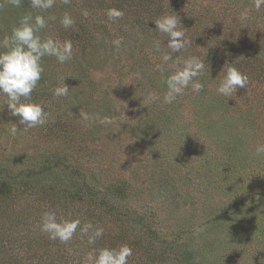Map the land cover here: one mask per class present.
<instances>
[{"label": "rangeland", "instance_id": "1", "mask_svg": "<svg viewBox=\"0 0 264 264\" xmlns=\"http://www.w3.org/2000/svg\"><path fill=\"white\" fill-rule=\"evenodd\" d=\"M109 8L123 18L109 20ZM38 11L31 0H0V40ZM65 12L75 21L68 29L59 22ZM41 14L56 18L42 38L70 40L73 55L42 60L32 100L49 114L43 126L25 130L0 96V264H84L89 252L121 244L132 249L128 264H264V154L255 155L264 143V5L57 0ZM166 14H177L193 40L174 58L204 59V88L149 103L165 90L155 65L168 38L154 21ZM229 63L248 84L226 98L216 88ZM63 78L69 92L54 97ZM45 211L104 234L94 245L79 231L67 244L49 240Z\"/></svg>", "mask_w": 264, "mask_h": 264}, {"label": "clouds", "instance_id": "2", "mask_svg": "<svg viewBox=\"0 0 264 264\" xmlns=\"http://www.w3.org/2000/svg\"><path fill=\"white\" fill-rule=\"evenodd\" d=\"M57 0H31V7L39 10L37 14L24 13L11 30L0 40V96L5 97L4 105H7L9 113L19 118V123L25 130L37 126H43L48 122L49 114L43 107L32 100V93L41 81L44 68V57H55L57 62L63 64L71 59L72 42L65 40L62 43L52 37H43L41 31L47 27V20H55L54 16L47 19L41 13L52 9ZM69 4L70 0H62ZM13 7H20L21 0H7ZM264 5V0H254L257 10ZM82 15L87 16L86 11ZM109 20L116 22L123 18L124 12L116 8H109L106 12ZM244 16L242 19H246ZM60 25L64 29L72 27L75 23L70 14L65 12L60 18ZM155 29L167 37V43L162 40L154 41L153 48L161 52V44L166 45L167 51H163L161 62L155 65V71L163 76L165 90L162 95L150 93L148 102L162 101L163 104H172L178 96L185 93L189 87L199 94L204 84L199 79L206 68L204 59L198 56L185 58L175 57L193 43L192 38H187L181 27V21L177 14H166L154 21ZM113 47L120 48L123 38H116L112 42ZM171 70L168 69L169 62ZM223 75L217 85V93L226 98L232 97L238 88H245L248 77L231 63L223 65ZM168 72L166 76L163 74ZM209 72V70H208ZM65 78V77H64ZM63 82L53 90L54 97L66 96L69 87ZM147 106V105H146ZM19 128L13 124L8 133L15 136ZM264 154V143L255 148V155ZM40 229L47 234L49 240L60 241L67 244L79 231L81 237H87V243L94 245L98 238L104 234L102 226H94L91 222L83 223L80 218H58L54 211H45L41 216ZM133 255L131 247L121 244L118 247H101L89 252L84 258V264H128V258Z\"/></svg>", "mask_w": 264, "mask_h": 264}]
</instances>
